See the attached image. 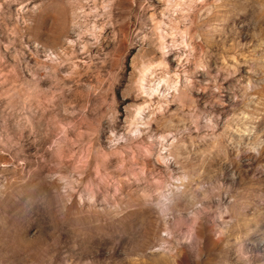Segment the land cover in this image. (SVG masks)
Segmentation results:
<instances>
[{"label": "rangeland", "instance_id": "rangeland-1", "mask_svg": "<svg viewBox=\"0 0 264 264\" xmlns=\"http://www.w3.org/2000/svg\"><path fill=\"white\" fill-rule=\"evenodd\" d=\"M0 264H264V0H0Z\"/></svg>", "mask_w": 264, "mask_h": 264}]
</instances>
